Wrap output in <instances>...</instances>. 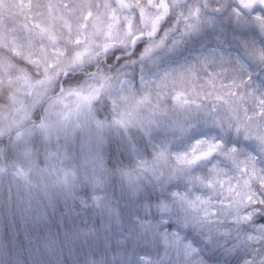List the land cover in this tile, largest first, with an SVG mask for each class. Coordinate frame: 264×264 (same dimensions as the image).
<instances>
[{
    "label": "snow or ice",
    "instance_id": "6c2138e0",
    "mask_svg": "<svg viewBox=\"0 0 264 264\" xmlns=\"http://www.w3.org/2000/svg\"><path fill=\"white\" fill-rule=\"evenodd\" d=\"M17 7L19 22L0 26V137L20 141L26 122L49 139L67 129L73 113L102 128L104 113L93 114L100 103L105 111L127 105L114 122L139 126L149 138L161 123L179 137L211 124L222 135H201L182 151L169 142L149 153L145 145L153 164L172 166L165 185H185L156 207L203 231L210 246L223 240L228 251L243 249L250 257L243 264H264V0H17ZM217 27L236 41L227 51L213 44L183 63H163L187 37ZM128 49H142L139 79L125 71L136 62L123 55ZM117 57L120 67L109 68ZM76 71L84 72L82 82L68 86ZM139 164L155 171L145 160ZM156 227L165 246L205 264L178 232Z\"/></svg>",
    "mask_w": 264,
    "mask_h": 264
},
{
    "label": "trees",
    "instance_id": "16d2710c",
    "mask_svg": "<svg viewBox=\"0 0 264 264\" xmlns=\"http://www.w3.org/2000/svg\"><path fill=\"white\" fill-rule=\"evenodd\" d=\"M228 2L234 4L232 0ZM219 23L226 25L228 22L221 20ZM169 26L170 22H166L165 28ZM216 36H220L223 42L215 39ZM228 43L235 44L236 41L217 27L211 35L194 33L187 37L184 47L185 53H192L200 47ZM134 51L135 56L132 55ZM140 51L142 49H128L123 54L136 61L125 69L136 73ZM119 60L120 57H117L116 61L106 63L109 68H119ZM84 75L81 71L71 73L68 86L81 83ZM40 111L39 105L33 112V119ZM99 112L104 113L102 128L94 122L84 124L81 119L77 121L64 149L70 158L68 166L75 172V180L67 186L69 189H65L60 181L52 182L54 191L50 198H45L33 183L30 182L27 187L21 182L23 175H18L16 171L19 168L25 170L27 158L21 156L22 149L16 146L18 143H13L8 136L0 137V264H191L182 255H177L174 246L163 244L156 224L161 230L184 234V240L190 237L205 264H237V261L243 264L244 258H250L246 257L243 249L228 251L223 240L210 246L203 231L187 226L175 215H170L171 221L163 220L156 203L170 195L171 191H182L185 185H165L169 167L163 162L160 164L165 171L158 169L153 172L141 167L139 161L144 158L150 160L145 145L149 153L153 151L146 134L133 126L126 130L116 124V115L112 109L105 111L103 103L97 104L93 110V114ZM30 125L25 123L19 130ZM162 128L159 127L158 135ZM212 132L220 131L211 124H197L192 133L182 139H186L188 145L193 139ZM174 134L171 137L176 138L178 134ZM87 141L99 148L109 171L105 183L106 207L98 206L91 199L93 179L84 174L81 160L74 157L84 149ZM43 145V142L34 143L31 151L34 165L44 161ZM113 148L116 155L112 153ZM121 151L124 158L119 155ZM134 151L139 152L141 157L136 158ZM50 178L52 181V176ZM164 187L166 191L162 190ZM149 195L152 196L151 201ZM79 197H85L86 201ZM148 220L152 223H147Z\"/></svg>",
    "mask_w": 264,
    "mask_h": 264
},
{
    "label": "rangeland",
    "instance_id": "374dc122",
    "mask_svg": "<svg viewBox=\"0 0 264 264\" xmlns=\"http://www.w3.org/2000/svg\"><path fill=\"white\" fill-rule=\"evenodd\" d=\"M235 3V0H232ZM184 3H192L193 0H183ZM20 20L19 15V9L17 7V0H6V6L2 9H0V26L2 27H10L14 24H17ZM227 44H223L222 46L216 45L221 49H224L225 51L228 50L226 47ZM183 45L180 47V49L172 54H169L163 58V63L165 65H174L176 63H183L186 60L192 59L195 56L199 55L200 53L207 50L208 47H200L199 49L195 50V52L192 53H185V47ZM150 67V65L148 66ZM142 68H145L144 65H142L140 62H138L136 67V73L133 70H127L128 75L135 76L137 79H139L140 75H142ZM42 103L37 102L34 110ZM128 106L121 104L116 109L112 110L114 114L116 115V118H119L120 115L128 111ZM148 114V111H141V113L138 116V119H141L145 117ZM81 115L79 118L76 116L75 113H73L70 117V120L68 121L67 129L65 131H55L53 130L51 132V136L49 139H45L44 133L42 130L34 128L33 125H30L28 128H24L20 131L24 132V137L15 143H18L16 146L21 147L22 153L21 156H24V158H27V163L24 164L23 171L26 173V175H23L21 182H23L27 187H29V183H33L35 187L41 191L42 195L45 198L53 197V184L52 182L60 181V184L65 188H67L68 185H71L72 182L75 180V172L72 168L68 166V160L70 158L67 157L64 149L66 148L67 144L69 143L70 135H72L73 130L77 126V121L81 119V121H84L82 119ZM26 123V122H25ZM162 128V132L159 133V127ZM134 128H137L140 130V132H144V130L139 126H133ZM29 132L31 134H29ZM145 133V132H144ZM169 133L171 135H169ZM172 135H175L173 130L170 129L167 126V123H161L160 126H153L152 132H151V138L147 137V142L150 148L159 150V147H164L166 143H171L172 149L174 151H182L186 149L190 144L186 145L185 141L186 139H182V137L177 136L176 138L171 137ZM208 136H220L222 135V132L219 133H209ZM59 137V138H57ZM35 141L41 143H44V150L45 154L43 155L44 161L42 164H35L34 165V158L33 154L31 153L32 148L34 146ZM159 146V147H157ZM84 149H82L81 152L77 156H74L75 159L81 160V163L83 165V172L88 177H91L93 179V185H92V194L91 199H93L98 206L106 207V202L108 203V197L107 193L105 191V183L109 177V171L107 169V165L105 162V158L100 154L99 148H96L92 143L87 141L84 143ZM55 153V155H53ZM26 155V156H25ZM32 156V157H31ZM134 156L136 158H140L141 155L139 152L134 151ZM145 161L149 163V165H153L156 172L158 169H163L165 171V167L161 166L160 163L153 164V161L147 158H144ZM174 163V162H173ZM165 166L169 167L166 171L167 174H169L173 168L170 164H165ZM203 167V166H201ZM19 168L16 173L18 174ZM2 168L0 167V171ZM32 170V171H31ZM28 173H27V172ZM19 175V174H18ZM52 176V181L51 177ZM48 190H47V189ZM185 188L182 190L184 191ZM189 190H191V185L189 187ZM71 193V191H70ZM93 197H99V200L94 199ZM83 202L86 201L85 197H79ZM161 218L165 221H171L170 215H161ZM183 237L184 234H181ZM186 242H191L193 247L197 248V246L194 245L193 240L188 237ZM195 259V257H194ZM188 263H190V260H187Z\"/></svg>",
    "mask_w": 264,
    "mask_h": 264
}]
</instances>
